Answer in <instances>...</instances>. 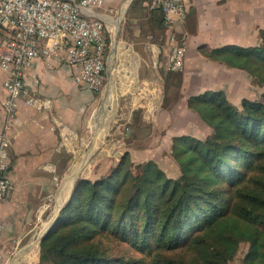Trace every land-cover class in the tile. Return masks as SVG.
Segmentation results:
<instances>
[{
  "label": "trees",
  "instance_id": "obj_1",
  "mask_svg": "<svg viewBox=\"0 0 264 264\" xmlns=\"http://www.w3.org/2000/svg\"><path fill=\"white\" fill-rule=\"evenodd\" d=\"M145 17L166 37L159 9ZM203 53L264 86V28L257 45ZM167 72V92L175 88L178 100L182 74ZM187 106L211 131L173 138L181 174L169 177L155 161L136 164L125 152L100 178L77 179L41 242L40 264H147L110 253L107 242L128 244L152 264H229L246 243L240 264H264V92L236 105L223 90H207Z\"/></svg>",
  "mask_w": 264,
  "mask_h": 264
},
{
  "label": "rangeland",
  "instance_id": "obj_2",
  "mask_svg": "<svg viewBox=\"0 0 264 264\" xmlns=\"http://www.w3.org/2000/svg\"><path fill=\"white\" fill-rule=\"evenodd\" d=\"M126 2L127 0H106L104 7L99 10L106 19L109 36L105 84L93 98L89 96L85 100L83 111L81 110L85 131L82 133L75 131L79 134V142L73 149H67L68 152L66 151L60 159L63 164L57 172L64 179L74 168L78 169L83 165L79 176L64 187L68 189L67 199L77 179L100 178L119 162L125 152L130 153L136 164L153 160L169 177L177 178L181 174V169L172 154L173 138L180 135L204 137L209 130L199 121L195 112L186 108L183 102L175 100V88H170L169 93L167 92L165 75L169 72L161 66V63L166 61V39L161 33L154 32V28L148 24L145 15L149 13L143 10V0H133L124 14L120 24L117 52L113 60L117 23ZM237 6L241 27L238 31L233 29V34L239 36L240 44L253 45L258 41L260 28H264V0H239ZM235 17L234 14V21ZM230 68L233 69L220 71L217 75L212 74L206 80H196L199 85L194 84L196 88L193 93L208 88H223L228 99L236 105L244 97L261 99L264 86L254 82L246 71ZM109 71L113 72L115 91L112 94L115 96L116 106L109 114L102 132L98 130L99 114L105 101ZM191 83L189 81V85ZM96 138L102 142L88 159L86 154ZM32 224L31 232L34 233L35 222L32 221ZM29 242L31 241L28 235L23 240L16 238L8 245L11 259L9 264H40L41 249L39 247L38 252V245H34L21 258L19 256L17 261H14L17 253ZM106 247L112 254L152 264L149 255L137 251L128 244L107 242ZM244 252L245 245L241 244L236 258L229 264H240Z\"/></svg>",
  "mask_w": 264,
  "mask_h": 264
},
{
  "label": "built area",
  "instance_id": "obj_3",
  "mask_svg": "<svg viewBox=\"0 0 264 264\" xmlns=\"http://www.w3.org/2000/svg\"><path fill=\"white\" fill-rule=\"evenodd\" d=\"M105 2L0 0V70L5 73L3 86L7 94L3 101L6 120L0 133V204L12 189L8 177L9 151L16 134L11 135V131L19 126L18 112L22 102L53 120L51 129L60 132L64 148H72L71 137L79 142V134L53 114L52 100L30 93L26 76L38 59L56 60L76 68L73 79L77 85L88 92H100L105 84L109 47L108 26L99 14ZM142 6L147 13L159 9L163 14L167 55L161 66L171 72L182 71L186 63V42L178 35V25L186 21V1L143 0ZM44 169L53 174L56 184L63 182L64 178L58 175L55 167L46 165ZM54 199V192L47 193L35 210L36 230L46 226ZM3 230L4 224L0 221V233ZM8 245L0 242V264H9L11 260Z\"/></svg>",
  "mask_w": 264,
  "mask_h": 264
},
{
  "label": "crops",
  "instance_id": "obj_4",
  "mask_svg": "<svg viewBox=\"0 0 264 264\" xmlns=\"http://www.w3.org/2000/svg\"><path fill=\"white\" fill-rule=\"evenodd\" d=\"M185 1L188 10L187 18L184 23L178 25V35L186 42V63L185 68L180 71L182 82L179 88L178 102H183L188 108L187 101L190 97L207 90H223V88H208L202 92L193 93L196 88L194 84L199 85L196 80H206L212 74L217 75L220 71L225 72L228 69H233L221 64L220 61L207 58L203 53L204 47L212 49L231 44L248 46L240 44L239 36L233 34V29L238 31L241 27L238 20L237 1L239 0H228L224 3L222 0ZM99 14L104 17L101 12ZM234 14L236 15L235 21ZM257 37V43L250 46L259 43V33ZM75 70L76 68L61 64L56 60L38 59L27 72L26 86L31 94L51 99L53 114L75 131L82 133L85 131L82 107L85 106V100L89 96L93 98L95 93L88 92L75 83L73 79ZM4 79L5 73L0 70V133L3 131L6 120L3 108V101L7 95L3 86ZM189 81L192 82L191 85H189ZM224 92L226 93V91ZM197 118L209 129L204 136L206 137L211 130L198 115ZM18 123L19 126L11 131V135L13 133L16 135L14 134L15 139L9 151L11 164L8 177L11 180L12 189L6 200L0 204V221L4 224V230L0 233V242L6 244H11L16 238L23 240L28 235L30 241L34 236V239L37 237L43 227L34 233L31 232L34 212L47 193L54 192L55 194L47 224L57 209L63 206L68 195V189L62 188V183L56 184L53 174L44 169L46 165H52L58 171L63 164L60 159L66 151L68 152L61 144L60 132L51 129L53 120L22 102L18 112ZM70 139L73 149L77 141L75 137ZM244 245L245 254L249 245L246 243ZM37 247L39 249V246Z\"/></svg>",
  "mask_w": 264,
  "mask_h": 264
},
{
  "label": "water",
  "instance_id": "obj_5",
  "mask_svg": "<svg viewBox=\"0 0 264 264\" xmlns=\"http://www.w3.org/2000/svg\"><path fill=\"white\" fill-rule=\"evenodd\" d=\"M119 37H120V26H119L118 31H117L116 36H115L113 50H115L117 48V44L119 43ZM108 75H109V78H108V84H107V89H106V96H105V101H104L103 105L101 106V110L104 109V107L106 106L108 97H110V95L115 91V87H114V83H113V72L109 71ZM101 142H102L101 139H97V138L94 140V142H92V144H91V146H90V148L86 154V158H88V159L90 158L91 154L97 150V147H98V145L101 144ZM80 172H81V170H79L75 174L71 173L70 175H68L62 182V188L67 186V184H69L70 182H73L79 176ZM62 207L63 206H61L58 209V212L56 215L52 216L49 224L46 226L47 228L46 227L43 228V229H45V231L40 238V245H41L43 238L59 223V221L61 219L60 218V212H61ZM40 249H41V246H40Z\"/></svg>",
  "mask_w": 264,
  "mask_h": 264
},
{
  "label": "bare ground",
  "instance_id": "obj_6",
  "mask_svg": "<svg viewBox=\"0 0 264 264\" xmlns=\"http://www.w3.org/2000/svg\"><path fill=\"white\" fill-rule=\"evenodd\" d=\"M131 1H132V0H127V2L125 3L124 8L122 9V11H121V13H120V15H119V20H118V23H117L116 31H118V28H119V26H120V24H121L122 18H123V16H124V14L126 13L128 7H129V5L131 4ZM117 45H118V44H117ZM116 52H117V48L113 51V56H112L113 60L115 59V56H116L115 54H116ZM27 81H28V80H27ZM115 106H116V104H115V96L112 94L111 97H108V100H107L106 106L104 107V109L101 110V112H100V114H99V117H100V124H99V125H100V126H99L98 130L104 132L105 124H106V120H107V118L110 116L109 114H111V112L114 111ZM81 164H82V162H81ZM81 164H80V165H81ZM84 165H85V164H84ZM82 168H83V165H82L80 168H78V169H77V168H74L72 174L77 173V172H78L79 170H81ZM57 212H58V209H57V211H56V213H55L54 215H56ZM47 225H48V224H47ZM47 225H46V226H47ZM46 226H45V227H46ZM46 228H47V227H46ZM44 231H45V229L41 230L35 239L33 238V240H32L31 242H29L28 245H27L25 248H23V249L21 250V252L17 253V255L14 257V261H15V262L17 261V258H18L19 256H20V258H21V256H22L24 253L28 252V251L30 250V248H32L34 245H38V246L40 247V238H41L42 234L44 233Z\"/></svg>",
  "mask_w": 264,
  "mask_h": 264
}]
</instances>
